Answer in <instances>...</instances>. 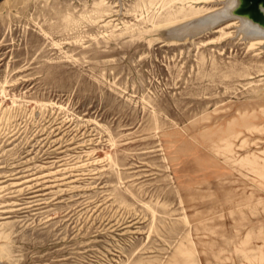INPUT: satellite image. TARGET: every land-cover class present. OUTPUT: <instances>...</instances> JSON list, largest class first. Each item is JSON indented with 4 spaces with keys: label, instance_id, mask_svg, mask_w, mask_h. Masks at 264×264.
Masks as SVG:
<instances>
[{
    "label": "rangeland",
    "instance_id": "rangeland-1",
    "mask_svg": "<svg viewBox=\"0 0 264 264\" xmlns=\"http://www.w3.org/2000/svg\"><path fill=\"white\" fill-rule=\"evenodd\" d=\"M225 1L0 0V264H264V44L177 31Z\"/></svg>",
    "mask_w": 264,
    "mask_h": 264
},
{
    "label": "bare ground",
    "instance_id": "bare-ground-1",
    "mask_svg": "<svg viewBox=\"0 0 264 264\" xmlns=\"http://www.w3.org/2000/svg\"><path fill=\"white\" fill-rule=\"evenodd\" d=\"M228 19L240 21L242 26L239 32L244 38H256L260 40V44H264V0H226L224 8L212 11L204 17L189 19L177 31L179 34L189 33L196 36Z\"/></svg>",
    "mask_w": 264,
    "mask_h": 264
}]
</instances>
